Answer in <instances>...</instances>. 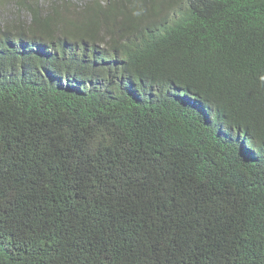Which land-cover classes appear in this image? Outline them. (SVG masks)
Segmentation results:
<instances>
[{"label":"trees","instance_id":"16d2710c","mask_svg":"<svg viewBox=\"0 0 264 264\" xmlns=\"http://www.w3.org/2000/svg\"><path fill=\"white\" fill-rule=\"evenodd\" d=\"M12 1L43 51L0 50V264H264V0Z\"/></svg>","mask_w":264,"mask_h":264},{"label":"clouds","instance_id":"9594fccd","mask_svg":"<svg viewBox=\"0 0 264 264\" xmlns=\"http://www.w3.org/2000/svg\"><path fill=\"white\" fill-rule=\"evenodd\" d=\"M24 1H25L27 8L32 7L37 12L41 11L44 13H51L55 9H57L60 5V0H51L49 2H46L45 0H24ZM88 1L90 0H87L86 2ZM4 2H10L12 4L11 12L14 16V20L5 21L4 18L0 20V27L4 25H9L11 27V31L9 33L0 34V50L8 42L10 37H13L18 34L14 32L16 26H18L20 29H24L25 25H28V26L30 25L31 18H32V15L29 11L26 12L25 10L17 9L16 6L13 5L12 0H0V6ZM23 15L29 16V18L26 17L27 18L26 20V18L23 17ZM10 18H11V13H10L9 19ZM169 28L162 27L161 29L153 30L152 33L149 32L147 37L145 38L146 42L144 44L140 39H137V38L136 40L132 39L130 52H128L127 54H122L121 52H118L116 53V57L113 53H110L109 63H106V64L110 66L112 69H121L125 66H129L135 73H143L144 71H146V67H147V60H145L144 55L141 54L143 51V46H145L146 43L152 46L156 41V35L159 34V35L164 36L165 33H167V31L169 30ZM13 38L17 42L16 46L19 48H30L31 47L33 54L35 52L43 51L39 41L36 38H34L33 35H26V38L21 41L17 37H13ZM99 47L101 48L102 45H100ZM115 74H116L115 78L123 77L124 79H127L126 74L125 75L120 74L119 72H115ZM127 80H128V83L130 84V87H133L134 93L138 94V91H139L138 87H135L132 83H130L129 79ZM225 128L230 129L229 125H227ZM229 131L230 133L236 135V131L233 130L232 128ZM221 138H222L223 143L226 142V144H228L232 142L231 141L232 139L229 136L223 135V137L221 136ZM198 143H199V137L197 133L192 132L184 138L181 150L183 152H186V151L188 152L194 149L195 147H197Z\"/></svg>","mask_w":264,"mask_h":264},{"label":"rangeland","instance_id":"374dc122","mask_svg":"<svg viewBox=\"0 0 264 264\" xmlns=\"http://www.w3.org/2000/svg\"><path fill=\"white\" fill-rule=\"evenodd\" d=\"M46 2H49L51 0H45ZM87 0H61V6H64L66 4H69V5H72V6H75V7H82L84 5V3L86 2ZM12 4L10 2H4L1 6H0V20L4 18L5 21H11V20H14V16L11 12L12 10ZM10 13H11V18L9 19L10 17ZM23 17H27L29 18V16H25L23 15ZM26 18V20H27ZM20 20V19H19ZM25 20V19H24Z\"/></svg>","mask_w":264,"mask_h":264},{"label":"bare ground","instance_id":"6f19581e","mask_svg":"<svg viewBox=\"0 0 264 264\" xmlns=\"http://www.w3.org/2000/svg\"><path fill=\"white\" fill-rule=\"evenodd\" d=\"M70 17V16H69ZM176 34V33H175ZM182 48V47H181ZM107 49V48H106ZM199 49V48H198ZM199 51V50H198ZM11 64V63H10ZM86 65V64H85ZM18 70V69H17ZM226 72V71H225ZM215 75V74H214ZM208 75H206V77H207ZM216 80V79H215ZM202 83H203V81H202ZM222 83V82H221ZM215 84V83H214ZM262 84V83H261ZM261 87V86H260ZM199 88V87H198ZM219 89V88H218ZM155 93V92H154ZM105 94V93H104ZM56 96V95H55ZM219 96V95H218ZM128 98V97H127ZM160 98V97H159ZM225 100V99H224ZM219 103V102H218ZM68 108V107H67ZM131 144V143H130ZM133 144V143H132ZM104 149V148H103ZM114 159V158H113ZM159 160V159H158ZM204 163V162H203ZM99 165V164H98ZM127 167V166H126ZM148 171V170H147ZM104 186V185H103ZM101 189V188H100ZM105 189V188H104ZM118 189V188H117ZM121 189V188H120ZM89 193V192H88ZM92 196H94V195H92ZM103 198V197H102ZM130 206V205H129ZM107 208V207H106ZM108 209V208H107ZM104 210V209H103ZM110 214V213H109ZM114 215V214H113ZM99 217V216H98ZM100 218V217H99ZM101 219V218H100ZM118 219V218H117ZM124 221H125V219H124ZM129 221V220H128ZM103 225V224H102ZM37 256V255H36Z\"/></svg>","mask_w":264,"mask_h":264}]
</instances>
